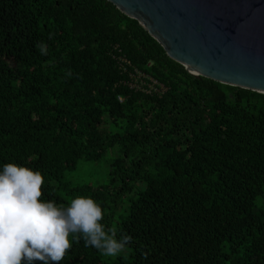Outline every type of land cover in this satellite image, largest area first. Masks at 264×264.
Returning a JSON list of instances; mask_svg holds the SVG:
<instances>
[{"label":"trees","instance_id":"obj_1","mask_svg":"<svg viewBox=\"0 0 264 264\" xmlns=\"http://www.w3.org/2000/svg\"><path fill=\"white\" fill-rule=\"evenodd\" d=\"M137 71L167 91L132 87ZM8 163L133 238L107 257L70 235L60 264H264V94L189 74L107 0H0Z\"/></svg>","mask_w":264,"mask_h":264},{"label":"water","instance_id":"obj_2","mask_svg":"<svg viewBox=\"0 0 264 264\" xmlns=\"http://www.w3.org/2000/svg\"><path fill=\"white\" fill-rule=\"evenodd\" d=\"M195 77L264 94V0H107Z\"/></svg>","mask_w":264,"mask_h":264},{"label":"clouds","instance_id":"obj_3","mask_svg":"<svg viewBox=\"0 0 264 264\" xmlns=\"http://www.w3.org/2000/svg\"><path fill=\"white\" fill-rule=\"evenodd\" d=\"M36 48L47 54V45ZM44 177L39 171L8 163L0 171V264H60L83 239L102 255L117 257L133 238L102 223V207L91 197L77 196L66 206L42 201Z\"/></svg>","mask_w":264,"mask_h":264},{"label":"built area","instance_id":"obj_4","mask_svg":"<svg viewBox=\"0 0 264 264\" xmlns=\"http://www.w3.org/2000/svg\"><path fill=\"white\" fill-rule=\"evenodd\" d=\"M120 61L122 64H128L126 59H120ZM131 77L133 79L131 86L136 87L140 91H144L149 94L157 93L159 95H163V93L167 91L163 84L159 83L149 75H144L137 71L135 74H132Z\"/></svg>","mask_w":264,"mask_h":264},{"label":"rangeland","instance_id":"obj_5","mask_svg":"<svg viewBox=\"0 0 264 264\" xmlns=\"http://www.w3.org/2000/svg\"><path fill=\"white\" fill-rule=\"evenodd\" d=\"M100 169V167H95V170L98 171ZM102 170V169H101Z\"/></svg>","mask_w":264,"mask_h":264}]
</instances>
